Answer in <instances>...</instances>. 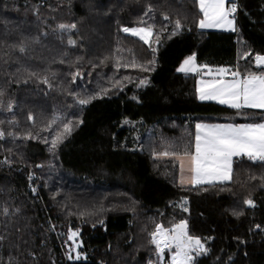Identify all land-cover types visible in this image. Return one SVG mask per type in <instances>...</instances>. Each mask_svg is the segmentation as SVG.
<instances>
[{
  "label": "trees",
  "instance_id": "1",
  "mask_svg": "<svg viewBox=\"0 0 264 264\" xmlns=\"http://www.w3.org/2000/svg\"><path fill=\"white\" fill-rule=\"evenodd\" d=\"M235 2L237 31L218 32L200 29L197 0H0V264H157L151 234L181 220L210 249L197 264H264V161L237 158L229 182L182 188L175 159L197 123L264 122L200 102L197 77L178 73L193 54L200 67L264 72V0ZM148 26L151 47L122 30ZM51 225L80 230L87 260L69 261Z\"/></svg>",
  "mask_w": 264,
  "mask_h": 264
},
{
  "label": "snow or ice",
  "instance_id": "2",
  "mask_svg": "<svg viewBox=\"0 0 264 264\" xmlns=\"http://www.w3.org/2000/svg\"><path fill=\"white\" fill-rule=\"evenodd\" d=\"M230 6L226 7V0H198L199 10L202 18L199 20L201 29L211 28H227L231 31H237L235 26L236 12L238 5L235 0H229ZM151 11V6H149ZM167 19V18H166ZM62 30L76 29L75 23L70 25H59ZM154 26L148 27H124L125 33L139 37L145 44L151 47L150 38L154 37ZM181 29L180 21H176L175 31ZM175 34V33H173ZM69 44H75L73 40L68 41ZM25 49L20 48L23 52ZM156 50L153 49V56ZM255 63L258 66H264V55L256 53ZM154 61L148 62V67L140 65L144 71H154ZM180 72L196 71L195 54L184 60L178 69ZM211 71V70H210ZM229 74V70L225 68L218 69V74L209 81H201L200 87L197 89L200 100H216L220 104H228L235 109L258 108L264 109V72L248 73L242 76L239 71L230 73L231 79L226 80L225 75ZM76 75H79L77 73ZM44 83H49L47 77ZM120 82H116L119 85ZM148 83L147 78L140 79L137 86H145ZM51 87V85H49ZM4 96V92L0 91V97ZM93 97L88 99H79L80 105H85ZM135 99V97H133ZM12 102L7 104L8 110L12 108ZM4 107V102L0 99V108ZM33 119L32 117H29ZM57 117L51 123L55 124ZM33 122L34 119H33ZM83 123V121H80ZM129 123V121H125ZM51 126V125H50ZM196 135L192 150L187 148L182 153L181 168L183 170L185 162L187 170L190 173L189 183L200 185L202 183H214L216 181H229L232 178L233 157L247 156L250 160L264 161V123H244V124H208L197 123ZM73 126L71 122L63 123L62 127H58L55 136L51 141L49 151H57L59 145L64 139L71 134ZM5 135L0 129V138ZM29 138H33L29 134ZM45 143H48L46 140ZM164 155H168L167 152ZM175 155V153H173ZM7 163V159H5ZM181 183H184L182 177ZM36 191L35 188L32 189ZM185 204L187 201L184 202ZM245 203L250 207H255V201L251 198ZM183 207V205H181ZM184 208V211H187ZM7 209H5V212ZM242 213L233 211V215L239 216ZM54 227V226H53ZM260 228V225H256ZM79 235L78 231L70 233L69 239L73 240L74 248L68 253L69 259H73L71 254L79 243L75 238ZM152 243L156 248L157 264H164L165 250L171 253L169 264H197V257L207 254L210 249L206 246L205 241L200 237L189 234L187 220H181L178 224L172 225L171 228H165L162 224L156 226V231L152 234ZM2 239V237H0ZM208 239H211L209 237ZM83 254L76 251L75 259L79 260ZM86 258V257H84Z\"/></svg>",
  "mask_w": 264,
  "mask_h": 264
},
{
  "label": "crops",
  "instance_id": "3",
  "mask_svg": "<svg viewBox=\"0 0 264 264\" xmlns=\"http://www.w3.org/2000/svg\"><path fill=\"white\" fill-rule=\"evenodd\" d=\"M198 1V0H197ZM199 5V3H198ZM208 30V29H207ZM211 30V29H210ZM213 31H218V32H232V31H227L226 29L224 28H213L212 29ZM206 31V30H204ZM184 62V61H183ZM183 64V63H182ZM181 64V65H182ZM180 65V66H181ZM195 65H196V71H190V72H180L178 71V73L182 74V75H192V76H196L197 77V89L201 86L200 85V82L201 81H209L211 79H213L215 76H217L218 74V69L220 68H209V67H200L198 64H197V61H196V58H195ZM180 68V67H179ZM178 68V69H179ZM225 69H228V68H225ZM211 70V71H210ZM229 70V74L225 75V79L226 80H230L231 79V75L230 73L232 71H237V70H234V69H228ZM242 76H246V75H243L241 74ZM197 94H198V100L202 103H213V104H217L219 106H223V107H226V108H229V109H233V110H238V109H235L233 107H231L230 105L228 104H220L218 101L216 100H200L199 99V93L197 91ZM243 109H249V110H257V111H264V109H258V108H243ZM239 110H242V109H239ZM264 123V122H263ZM241 157H246L248 158L247 156H236V157H233V164H234V161L235 159L237 158H241ZM179 164H180V175H179V185L182 187V188H190V187H195V186H204V185H211V184H218V183H226V182H229V181H224V182H221V181H216L214 183H202L200 185H194V184H191L189 183V179H190V173L188 172L187 170V163L185 162V165H184V168L182 170L181 168V161L183 159L182 156H179V157H176L175 158ZM256 161H259V160H256ZM233 164H232V168H233ZM184 179V183L182 184L181 183V179Z\"/></svg>",
  "mask_w": 264,
  "mask_h": 264
},
{
  "label": "rangeland",
  "instance_id": "4",
  "mask_svg": "<svg viewBox=\"0 0 264 264\" xmlns=\"http://www.w3.org/2000/svg\"><path fill=\"white\" fill-rule=\"evenodd\" d=\"M228 2H229V0H226V7H229L228 6ZM84 7L86 8V11L88 12V14L90 15V16H94V17H100V18H102L103 17V13L101 12V11H99V7L100 6H96V5H94L93 3H87V4H84ZM235 26H236V29H237V24H236V20H235ZM201 29V28H200ZM213 28H211V30L210 29H201V30H206V31H213L212 30ZM224 29H226L227 31H231L230 29H227V28H224ZM232 32H234V31H232ZM126 34H128V35H130V36H133V35H131L130 33H126ZM133 37H136V36H133ZM136 38H139V37H136ZM150 40H151V38H150ZM256 64V63H255ZM256 67L257 68H264V66H258L257 64H256ZM37 153V152H36ZM73 231H78V230H69V231H67V234H66V236L64 237V243H65V257L69 260V261H85V260H87V256H86V253L84 252V245H83V240H82V238H81V231L79 230L78 232H79V235L75 238V240H76V242L77 243H79V248H76L75 249V251H72L71 252V254H72V256H73V259H69V257H68V253H69V251L71 250V249H73L75 246H74V244H73V240H70L69 239V236H70V233L71 232H73ZM156 231V230H155ZM155 246V245H154ZM76 251H79V252H81L82 254H83V257L81 258V259H79V260H77V259H75V254H76ZM167 254H168V256H167ZM167 256V257H166ZM170 256H171V253L170 252H168V250L166 249L165 250V260H164V264H169V261H170ZM84 257H86V258H84ZM148 264H153L152 262H148Z\"/></svg>",
  "mask_w": 264,
  "mask_h": 264
},
{
  "label": "built area",
  "instance_id": "5",
  "mask_svg": "<svg viewBox=\"0 0 264 264\" xmlns=\"http://www.w3.org/2000/svg\"><path fill=\"white\" fill-rule=\"evenodd\" d=\"M30 182L33 183V178H30ZM54 225H51L50 232L57 238V240L60 242L61 247L65 250V243H64V233L57 230ZM63 239V240H62Z\"/></svg>",
  "mask_w": 264,
  "mask_h": 264
}]
</instances>
